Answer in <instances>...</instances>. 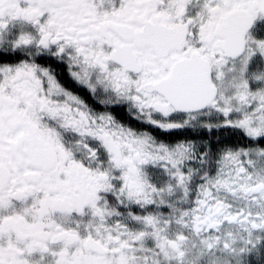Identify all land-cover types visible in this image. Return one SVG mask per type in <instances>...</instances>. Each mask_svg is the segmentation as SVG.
Masks as SVG:
<instances>
[{"label": "snow or ice", "instance_id": "snow-or-ice-1", "mask_svg": "<svg viewBox=\"0 0 264 264\" xmlns=\"http://www.w3.org/2000/svg\"><path fill=\"white\" fill-rule=\"evenodd\" d=\"M0 264H264V0H0Z\"/></svg>", "mask_w": 264, "mask_h": 264}]
</instances>
